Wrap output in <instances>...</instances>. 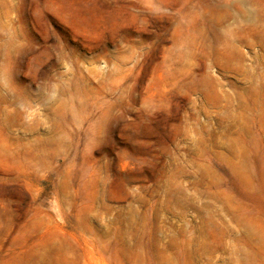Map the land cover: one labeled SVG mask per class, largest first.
<instances>
[{"label": "rangeland", "instance_id": "1", "mask_svg": "<svg viewBox=\"0 0 264 264\" xmlns=\"http://www.w3.org/2000/svg\"><path fill=\"white\" fill-rule=\"evenodd\" d=\"M0 264H264V0H0Z\"/></svg>", "mask_w": 264, "mask_h": 264}]
</instances>
